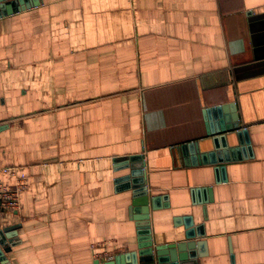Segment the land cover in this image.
<instances>
[{
  "label": "crops",
  "instance_id": "0c3cea01",
  "mask_svg": "<svg viewBox=\"0 0 264 264\" xmlns=\"http://www.w3.org/2000/svg\"><path fill=\"white\" fill-rule=\"evenodd\" d=\"M40 1L0 18L12 264L103 262L138 227L193 241L184 264H264V0Z\"/></svg>",
  "mask_w": 264,
  "mask_h": 264
},
{
  "label": "water",
  "instance_id": "95a60500",
  "mask_svg": "<svg viewBox=\"0 0 264 264\" xmlns=\"http://www.w3.org/2000/svg\"><path fill=\"white\" fill-rule=\"evenodd\" d=\"M41 3L40 0H0V18L7 16L11 12H17L37 6ZM246 135L247 142L250 139L246 130H242L239 136ZM145 185V184H144ZM138 188L134 191V204H142L144 207V220L148 217L149 212L147 203L148 195L146 194V187ZM139 228L138 248L133 252L116 253L112 258L106 261L98 259L95 264H124L125 260H131L133 264H184L185 261L191 258V253L188 251L193 248V241L186 240L171 243H160L152 234V230ZM146 230V231H145ZM14 233L9 232L8 229L2 228L0 224V264H12L9 260L8 254L12 249L10 244L13 240ZM190 232L187 233V238H190Z\"/></svg>",
  "mask_w": 264,
  "mask_h": 264
},
{
  "label": "built area",
  "instance_id": "2783aa9c",
  "mask_svg": "<svg viewBox=\"0 0 264 264\" xmlns=\"http://www.w3.org/2000/svg\"><path fill=\"white\" fill-rule=\"evenodd\" d=\"M9 182H5L2 177ZM28 188V178L17 166L0 167V217L5 213L18 212L21 208V194ZM100 243L96 244V246ZM109 257L114 254L108 253Z\"/></svg>",
  "mask_w": 264,
  "mask_h": 264
},
{
  "label": "rangeland",
  "instance_id": "374dc122",
  "mask_svg": "<svg viewBox=\"0 0 264 264\" xmlns=\"http://www.w3.org/2000/svg\"><path fill=\"white\" fill-rule=\"evenodd\" d=\"M114 254V253H113Z\"/></svg>",
  "mask_w": 264,
  "mask_h": 264
}]
</instances>
